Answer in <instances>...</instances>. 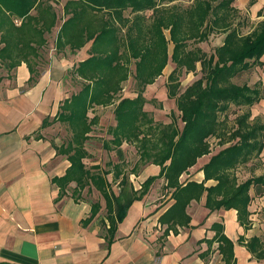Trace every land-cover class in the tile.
Segmentation results:
<instances>
[{"label": "trees", "instance_id": "trees-1", "mask_svg": "<svg viewBox=\"0 0 264 264\" xmlns=\"http://www.w3.org/2000/svg\"><path fill=\"white\" fill-rule=\"evenodd\" d=\"M60 0H0V67L8 72L26 64L30 70L29 84H35L39 72L37 63L49 45L48 36L58 26L55 5ZM179 0H66L64 18L59 26L54 49L58 54L70 50L75 53L86 46L89 57L70 71L77 80L79 92L61 101L52 118H45L41 130L55 124L65 125L69 139L56 146L57 154L70 163L65 174L54 177L59 197H71L76 203L87 202L84 193L97 191L105 201L106 214L101 220L108 245L116 236L119 224L136 201H142L155 182L164 180L162 192L170 196L172 204L159 217L165 227L160 241L192 222L188 208L192 202L204 200L210 211L235 210L240 226L252 228L250 207L252 190L264 188V174L241 181L238 171L257 160L264 151V122L251 120V111L238 115L233 126L226 116L233 106L252 108L264 99L259 83L254 87L238 85L233 80L256 66H263L264 23L244 34L235 0H193L187 7H179ZM216 34L224 35L221 46L211 54L199 45ZM173 47L171 51V46ZM172 62L176 65L168 76V98L175 101L179 111V126L175 114L172 122L158 123L145 109L151 103L145 97L148 86L162 76ZM134 64V98L123 97L124 83L130 79ZM200 67L201 77L181 91L180 75L195 73ZM114 106L116 124L108 131L112 139L103 142L109 152L122 154L124 144L134 146L138 162L129 167L121 156L119 161L89 167L87 143L100 117H90L97 107ZM211 139L222 149L212 154ZM212 155L201 168V182L185 174L205 156ZM160 168L157 176L148 177L140 189H135L131 175L138 176L142 167ZM112 176V181L109 176ZM209 181L215 185L207 186ZM74 185V187H72ZM119 188V194L113 190ZM91 223L101 213V202H89ZM215 236L199 243H207L201 254L210 257L218 247L222 264H236L234 242L225 234V227L215 223ZM238 243L245 247L252 259L264 264V241L261 237Z\"/></svg>", "mask_w": 264, "mask_h": 264}, {"label": "crops", "instance_id": "crops-1", "mask_svg": "<svg viewBox=\"0 0 264 264\" xmlns=\"http://www.w3.org/2000/svg\"><path fill=\"white\" fill-rule=\"evenodd\" d=\"M234 6L254 30L264 23V0H235ZM89 48L75 53L68 50L65 60L51 61L32 85L26 64L10 72L0 70L4 72L0 73V264H222L217 244L210 257H201L208 244L199 242L215 236L211 230L215 223L224 225L225 234L234 242L236 264H259L238 243L242 236L246 240L264 236V225L257 228L254 222L258 214L253 190V225L249 231L240 226L235 210L210 212L203 200L192 202L188 208L192 218L189 227L160 241L165 227L158 220L172 204L170 196L158 202L165 198L161 191L164 180L160 179L142 201L129 208L111 245L101 225L102 211L85 225L91 214L90 203H76L69 196L58 199L59 188L52 179L63 176L70 163L57 154L59 145L48 140L45 131L50 127L41 130V126L45 118H52L58 111L63 74L86 60ZM54 105L57 107L51 111ZM211 156L200 159L181 180L193 175L191 180L201 182V168ZM159 173L158 166L149 165L142 173L146 174L142 183ZM211 185L215 182L207 183Z\"/></svg>", "mask_w": 264, "mask_h": 264}, {"label": "rangeland", "instance_id": "rangeland-1", "mask_svg": "<svg viewBox=\"0 0 264 264\" xmlns=\"http://www.w3.org/2000/svg\"><path fill=\"white\" fill-rule=\"evenodd\" d=\"M66 0H60V2L56 5L54 1L52 3L55 5L58 17L60 18L57 28L53 30V32L48 36L49 38V45L46 46V48L42 51L41 59L39 60V63L37 65L39 66L37 68L39 74L43 72L51 61H54L55 59L60 63V60L66 58L68 56V50L63 53V55L58 54L56 50H54V43L56 39V34L58 32V27L61 25V22L64 18L63 14V6L65 4ZM189 0H184L177 5L179 7H187ZM241 16V20L244 18L243 15ZM254 30L253 25H250L246 23V20L244 22V25L242 27V32L244 34L250 33ZM224 35L222 34H216L213 35L208 42L202 43L199 46L206 51L207 53L211 54L215 51V49L222 45L224 40ZM171 51L173 49L172 45L170 46ZM64 57V58H63ZM65 60V59H64ZM57 61H54L55 63ZM176 67V65L172 62L168 64V66L163 71L162 76H160L154 84L148 87V89L145 92V97L147 100L151 101V103L146 104L145 109L152 113L155 120L158 123L162 124H169L172 122L171 114L174 113L176 119L178 120V124L180 127L183 126L179 119V111L176 108V104L174 100H171L168 98L167 95V80L168 76L172 73L173 69ZM57 68V65L56 67ZM0 70L6 72V70L3 67H0ZM0 72L3 74L4 72ZM134 72H135V66L134 64L131 65V76L130 79L124 83V89L122 92L123 97H134L135 94V84L136 81L134 79ZM63 78L64 84H59V104L64 99L70 97L71 95L77 93L81 89L80 83L73 79L71 81V73L70 71L65 72ZM201 77L200 73V67H198V71L195 73H189L187 74L185 70L180 75V82H181V91L187 87V85L192 84L195 80ZM68 81V83H67ZM234 83L238 85H244L247 84L251 87H254L257 83H259L263 89V95H264V65L263 66H256L253 69L242 73L238 77H236L233 80ZM55 107L52 106L50 109L51 111L55 110ZM114 106L110 107H97L94 110L90 112V117H94L95 115H98L100 117V123L99 125L94 127L93 132L91 133V139L87 143V150L90 154V157L85 160L86 164L91 167L94 164H99L103 168H107V163L109 162H118L120 156L129 164V167L127 168L128 171L132 169V167L138 162L139 160V154L134 146L124 144L122 149V154H117L116 152H109L103 147L104 141H109L112 139V135L109 133V129L112 128L115 124V116H114ZM251 111V120L259 119L262 122H264V99L254 105L252 108H242L233 106L229 113L226 114V116H223L222 119L228 120L229 125L233 126L234 121L238 115H241L243 112ZM46 135L48 137V140L55 144V142L58 145H61L62 143L66 142L69 139V133L65 125L61 124H55L46 131ZM211 144L213 147L212 154H216L218 151H220L222 148L217 146V140L211 139ZM149 166V165H148ZM142 167L140 170V173L138 176L131 175L130 181L133 183L135 188L140 189L142 184V178L146 176V174H142L146 167ZM194 172V171H193ZM192 172V173H193ZM191 174V173H190ZM194 174V173H193ZM264 174V151L262 155L249 164L248 166L241 167L238 171V175L241 181H244L250 177L253 176H260ZM142 176V177H141ZM191 177H186L192 178ZM109 180L112 181V176L110 175ZM113 190L116 192V194H119V188L117 185H113ZM253 193L255 194L256 198L254 199L255 207L257 208V211L255 212L258 214V221H254L258 224L257 228L260 227V225H264V188H258L253 190ZM86 201L89 202H101L103 206L102 215L105 216L106 210H105V201L101 197V195L97 191H93L91 195H88L87 191L84 193ZM163 195V194H162ZM161 199V198H160ZM165 198L158 200V202H162L165 200ZM264 239V236H262Z\"/></svg>", "mask_w": 264, "mask_h": 264}]
</instances>
